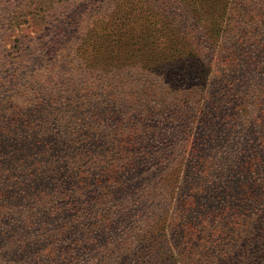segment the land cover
<instances>
[{
  "label": "trees",
  "instance_id": "1",
  "mask_svg": "<svg viewBox=\"0 0 264 264\" xmlns=\"http://www.w3.org/2000/svg\"><path fill=\"white\" fill-rule=\"evenodd\" d=\"M6 2L0 264H264V0Z\"/></svg>",
  "mask_w": 264,
  "mask_h": 264
},
{
  "label": "rangeland",
  "instance_id": "2",
  "mask_svg": "<svg viewBox=\"0 0 264 264\" xmlns=\"http://www.w3.org/2000/svg\"><path fill=\"white\" fill-rule=\"evenodd\" d=\"M7 2L5 3V7H9L12 6V8H16L18 7L17 4L21 1V0H6ZM78 2V1H76ZM3 33H8L7 31H4Z\"/></svg>",
  "mask_w": 264,
  "mask_h": 264
}]
</instances>
